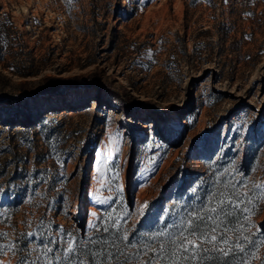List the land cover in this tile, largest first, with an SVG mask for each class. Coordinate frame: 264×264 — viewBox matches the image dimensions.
I'll use <instances>...</instances> for the list:
<instances>
[{"label":"rangeland","instance_id":"obj_1","mask_svg":"<svg viewBox=\"0 0 264 264\" xmlns=\"http://www.w3.org/2000/svg\"><path fill=\"white\" fill-rule=\"evenodd\" d=\"M245 178L264 182V0H0V243L148 201L139 238Z\"/></svg>","mask_w":264,"mask_h":264},{"label":"snow or ice","instance_id":"obj_2","mask_svg":"<svg viewBox=\"0 0 264 264\" xmlns=\"http://www.w3.org/2000/svg\"><path fill=\"white\" fill-rule=\"evenodd\" d=\"M155 163V158L149 160V164ZM220 184L222 188L209 193L198 206L181 209L176 221L166 222L161 217L164 227L140 233L139 238L135 230L146 214L148 201L135 213L117 216L115 209L105 214L92 213L90 231L82 236L63 226L53 231L51 221L45 224L40 218L33 231L0 243V255H16V264H250L256 255L254 249L264 244V230L251 219L258 203L264 200V182L222 179ZM120 191L122 187L118 186L116 192ZM109 201L115 203L112 197H98L95 202ZM132 215L136 222L125 227ZM6 237L7 233L0 232V240ZM24 237L38 239L39 244L27 249L20 243ZM33 251L38 255L32 257ZM0 264L11 261L0 260Z\"/></svg>","mask_w":264,"mask_h":264},{"label":"trees","instance_id":"obj_3","mask_svg":"<svg viewBox=\"0 0 264 264\" xmlns=\"http://www.w3.org/2000/svg\"><path fill=\"white\" fill-rule=\"evenodd\" d=\"M46 77H48V78H52V76H46ZM180 187H178V188H176L175 189V193H177V192H179L180 190ZM149 210H150V207L148 206V208H147V210H146V214L145 215H149ZM145 219V216L140 220V224H139V226H141L142 225V223L145 221L144 220ZM258 225L261 227V229L262 230H264V219H262V220H260V221H258ZM81 224V223H80ZM254 231H255V229H254ZM264 251H262V253H263ZM261 257H264V256H261ZM259 258H260V256H259ZM250 264H258V263H255L253 260L250 262Z\"/></svg>","mask_w":264,"mask_h":264},{"label":"bare ground","instance_id":"obj_4","mask_svg":"<svg viewBox=\"0 0 264 264\" xmlns=\"http://www.w3.org/2000/svg\"><path fill=\"white\" fill-rule=\"evenodd\" d=\"M101 147H99L96 151V156L100 153Z\"/></svg>","mask_w":264,"mask_h":264}]
</instances>
